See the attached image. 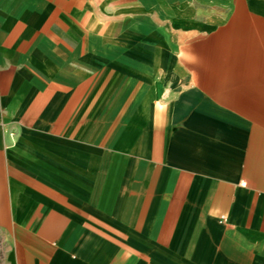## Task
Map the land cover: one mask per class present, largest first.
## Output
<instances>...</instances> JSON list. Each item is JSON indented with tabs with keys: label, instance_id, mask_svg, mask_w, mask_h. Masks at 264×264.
Instances as JSON below:
<instances>
[{
	"label": "crops",
	"instance_id": "obj_1",
	"mask_svg": "<svg viewBox=\"0 0 264 264\" xmlns=\"http://www.w3.org/2000/svg\"><path fill=\"white\" fill-rule=\"evenodd\" d=\"M7 264H264V0H0Z\"/></svg>",
	"mask_w": 264,
	"mask_h": 264
},
{
	"label": "rangeland",
	"instance_id": "obj_2",
	"mask_svg": "<svg viewBox=\"0 0 264 264\" xmlns=\"http://www.w3.org/2000/svg\"><path fill=\"white\" fill-rule=\"evenodd\" d=\"M7 253H8V249L4 245L2 238L0 236V264H7V262H6Z\"/></svg>",
	"mask_w": 264,
	"mask_h": 264
}]
</instances>
